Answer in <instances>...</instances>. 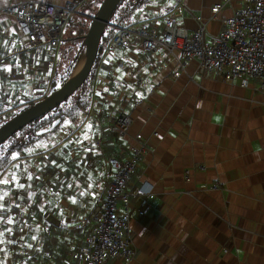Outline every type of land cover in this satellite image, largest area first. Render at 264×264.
Instances as JSON below:
<instances>
[{
  "label": "built area",
  "instance_id": "1",
  "mask_svg": "<svg viewBox=\"0 0 264 264\" xmlns=\"http://www.w3.org/2000/svg\"><path fill=\"white\" fill-rule=\"evenodd\" d=\"M90 1L17 0L0 8L12 19L0 27V121L49 95L66 22L83 15L81 8ZM229 1H216L208 18L197 15L194 29L182 23V1L163 17L137 16L116 27L100 52L87 107L19 151L0 171V264L136 259L133 201L153 191L141 193L143 183L134 176L151 150L150 137L159 133L130 134L135 105L149 83V73L133 63L151 65L149 56L156 55L159 61L150 71L171 61L186 71L195 60L200 78H241L243 87L253 80L264 93V0H243L230 16L219 18ZM212 20H219L220 28L207 36Z\"/></svg>",
  "mask_w": 264,
  "mask_h": 264
},
{
  "label": "crops",
  "instance_id": "2",
  "mask_svg": "<svg viewBox=\"0 0 264 264\" xmlns=\"http://www.w3.org/2000/svg\"><path fill=\"white\" fill-rule=\"evenodd\" d=\"M15 1L0 0V8ZM178 1L184 3L182 23L194 29L195 17H210L218 0H148L129 23L137 16L163 17ZM242 1L230 0L217 16H230ZM11 20L5 16L0 27ZM219 28V20L210 21L207 36ZM149 59L151 65L159 61ZM133 65L149 73V83L135 105L130 134L159 133L150 137L151 150L134 179L151 181L154 189L133 201L136 259L109 264H264V93L253 80L243 87L241 78H200L195 60L186 71L176 61L152 71L151 65ZM215 183L221 186L210 189Z\"/></svg>",
  "mask_w": 264,
  "mask_h": 264
},
{
  "label": "trees",
  "instance_id": "3",
  "mask_svg": "<svg viewBox=\"0 0 264 264\" xmlns=\"http://www.w3.org/2000/svg\"><path fill=\"white\" fill-rule=\"evenodd\" d=\"M147 1L148 0L119 1L114 11L110 15L109 23L104 29L100 41L97 60L95 61L93 68L85 82L91 79V74L98 62L100 51L104 43H106V41H108V39L115 32L113 30V25H123L129 23L132 19V14L136 10L144 7ZM102 2L103 0H101V4ZM101 4L98 5L96 8L94 7L93 12L86 14L87 16H77L82 17L81 26L83 23L84 25L82 28H80L78 32L79 38H77L78 41L75 42L77 45H74L70 48V54H68L67 60L61 67L62 70L56 74L55 80L53 81L51 93L63 86L65 82L70 78L79 57L86 48L84 35L88 32L91 25L90 23H92L91 21L93 20V17L97 14V11ZM84 7L85 4L82 6V8ZM82 8L81 12L84 14ZM85 82L76 91H74V93L69 96L64 102H62L49 112L45 113L44 115L40 116L39 118L35 119L34 121L30 122L20 130H18L14 135L6 139L0 145V167L6 164L17 152L23 150L28 145L35 143V140L38 139L43 133H47V131L54 130L59 125L61 120L67 117H77L78 114L84 108L87 107L89 102L90 86L88 83L85 85ZM29 106H27L26 108H28Z\"/></svg>",
  "mask_w": 264,
  "mask_h": 264
},
{
  "label": "water",
  "instance_id": "4",
  "mask_svg": "<svg viewBox=\"0 0 264 264\" xmlns=\"http://www.w3.org/2000/svg\"><path fill=\"white\" fill-rule=\"evenodd\" d=\"M119 1L120 0H103L97 14L93 17L90 29L85 35V53L87 58L80 73L73 78V71L70 78L63 86L28 108L23 109V111H20L4 123L0 127V145L18 130L64 102L85 82L97 59L104 29L109 23L110 15Z\"/></svg>",
  "mask_w": 264,
  "mask_h": 264
},
{
  "label": "rangeland",
  "instance_id": "5",
  "mask_svg": "<svg viewBox=\"0 0 264 264\" xmlns=\"http://www.w3.org/2000/svg\"><path fill=\"white\" fill-rule=\"evenodd\" d=\"M101 4V0H94V1H90V2H85V7L84 8H82V11H84V14L83 15H86V14H88V13H92L93 12V7H94V5H96V7L98 6V5H100ZM100 8V7H99ZM83 15H78V16H83ZM6 16V15H5ZM5 16H4V14L3 15H0V21L1 20H4L5 19ZM87 16V15H86ZM81 19H82V17H77L76 16V18L74 17H72L71 19H69L67 22H66V25H65V27H64V31H63V33H62V40H64L62 43H61V47H60V55H59V58H58V67H57V70H56V73H55V76H54V79H53V81L55 80V77H56V74L58 73V72H60L61 70H62V66H63V64L65 63V61L67 60V57H68V54H70V48L72 47V46H74V45H77L75 42H77L78 41V39L77 38H79L78 37V32H79V30H80V28H82L83 27V25H84V23L82 24V26H81ZM92 22V21H91ZM90 24H92V23H90ZM91 26V25H90ZM90 29V28H89ZM113 30L115 31L116 30V28L115 27H113ZM89 31V30H88ZM87 34V33H86ZM85 34V35H86ZM114 34V33H113ZM112 34V35H113ZM85 35H84V38H85ZM111 38V37H110ZM110 38L108 39V41H106V43H104V44H108V42H109V40H110ZM84 52H85V50H84ZM84 52L81 54L82 55V58H83V56H84ZM86 54V53H85ZM97 57H98V55H97ZM80 58V57H79ZM81 58V59H82ZM97 60V59H96ZM78 61H80V59H78ZM78 61H77V63H78ZM100 61V60H99ZM99 61L97 62V64H96V66L94 67V70H93V72H92V74H91V79L90 80H87L86 82H85V85L88 83L89 84V86L92 88L93 87V84H94V79H95V75H96V68H97V65H98V63H99ZM76 63V66L74 67V70H75V68L77 67V64ZM93 68V67H92ZM73 70V71H74ZM119 71H121V69H119ZM90 78V77H89ZM52 86H53V82H52V84H51V86H50V89H49V94L51 93V89H52ZM91 97V96H90ZM25 109V108H24ZM20 111H23V109L22 110H20ZM19 111V112H20ZM18 112V113H19ZM17 113V114H18ZM82 112H80L79 114H78V116L81 114ZM77 116V117H78ZM14 117V116H13ZM77 117H75V118H77ZM70 118H72V117H70ZM75 118H73V119H75ZM9 119H11V118H8V119H4V120H2V121H0V127L4 124V123H6ZM64 120V119H63ZM63 120H61L60 121V123H59V125L54 129V130H57L58 128H59V126H60V124H61V122L63 121ZM54 130H52V131H54ZM45 132V131H44ZM51 131H47V133H43L39 138H41V137H46V136H48L49 135V133H50ZM38 138V139H39ZM38 139H36L35 140V142L38 140ZM33 144L34 143H32V144H30L31 146H33ZM29 146V145H28ZM27 146V147H28ZM35 146V145H34ZM26 147V148H27ZM26 148H24V149H26ZM23 149V150H24ZM26 150H28V149H26ZM20 152H17L6 164H4V165H2L1 167H0V171L2 170V169H4L5 167H6V165L9 163V162H11L12 161V159H14V158H16L17 157V155L19 154Z\"/></svg>",
  "mask_w": 264,
  "mask_h": 264
},
{
  "label": "clouds",
  "instance_id": "6",
  "mask_svg": "<svg viewBox=\"0 0 264 264\" xmlns=\"http://www.w3.org/2000/svg\"><path fill=\"white\" fill-rule=\"evenodd\" d=\"M154 189V184L151 181H144L140 188L141 193L150 194Z\"/></svg>",
  "mask_w": 264,
  "mask_h": 264
},
{
  "label": "bare ground",
  "instance_id": "7",
  "mask_svg": "<svg viewBox=\"0 0 264 264\" xmlns=\"http://www.w3.org/2000/svg\"><path fill=\"white\" fill-rule=\"evenodd\" d=\"M86 58H87V56H86V54L84 52L83 58L80 59V61L77 63L78 65H77V67L75 68V70L73 72V78L76 77L80 73V71L82 70V68H83V66L85 64Z\"/></svg>",
  "mask_w": 264,
  "mask_h": 264
},
{
  "label": "snow or ice",
  "instance_id": "8",
  "mask_svg": "<svg viewBox=\"0 0 264 264\" xmlns=\"http://www.w3.org/2000/svg\"><path fill=\"white\" fill-rule=\"evenodd\" d=\"M9 70H10V69H9ZM91 128H92V125H88V129L91 130ZM85 138H87V135L85 136ZM2 182H3V183H7L8 181L5 180V181H2ZM85 194H86V193H84V192H81V193H80L81 196H83V195H85ZM0 198H2V197H0ZM71 200H72V203H76V202H77L75 197H72ZM10 222H11V221H9V223H10ZM33 239H35V237H33Z\"/></svg>",
  "mask_w": 264,
  "mask_h": 264
}]
</instances>
